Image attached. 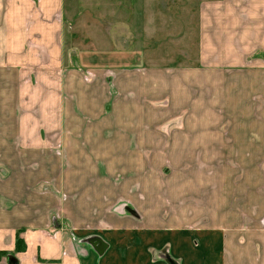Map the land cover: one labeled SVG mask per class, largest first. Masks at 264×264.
Instances as JSON below:
<instances>
[{"label": "crops", "instance_id": "obj_1", "mask_svg": "<svg viewBox=\"0 0 264 264\" xmlns=\"http://www.w3.org/2000/svg\"><path fill=\"white\" fill-rule=\"evenodd\" d=\"M67 2L0 0V264H264V0H196V62L181 69L116 61L141 36L122 20L101 55V14L66 17ZM147 2L118 5L132 15ZM188 76L204 77L209 110L228 125L209 114L161 124L177 119L162 109L182 106L168 87ZM110 116L118 125H104ZM154 150L171 151L166 164L221 167L208 207L202 178L182 175L161 196L174 216L159 215ZM83 197L97 214L75 224L60 200ZM123 198L139 218L112 212Z\"/></svg>", "mask_w": 264, "mask_h": 264}, {"label": "rangeland", "instance_id": "obj_2", "mask_svg": "<svg viewBox=\"0 0 264 264\" xmlns=\"http://www.w3.org/2000/svg\"><path fill=\"white\" fill-rule=\"evenodd\" d=\"M67 1L68 2L65 6L66 17H70L72 16V14L74 15V13L78 12V10L84 12L85 8L90 9L91 11H93V13L96 12L101 14V20L106 22L107 26L102 30L101 33V55L103 53L105 54L106 52V54L114 53L112 45L107 42L105 36L103 38V34L105 32L107 33L110 28L109 24L111 22L122 20L128 27H130V25L135 26L141 32V36L138 38V42H135L133 44V47L127 50V52L123 54L122 58L116 59V61L119 60L123 63L137 62L139 66L142 64L145 66L155 64V66L158 67H172L174 69H181L195 65L196 23L193 16L195 15L194 2L196 0H173L174 5L167 6L162 5V1L164 0H149L146 5H143V10L142 7L139 6L137 9L138 12H134L132 13V15H130L131 7L126 5L125 3H122L125 5L121 6V4L119 6L118 0H94L93 2H90L89 6H85L83 4L85 2L84 0H79V2L81 3H79L78 5L72 4L69 0ZM179 17L183 18L179 19ZM104 22L101 21V25H103ZM133 31H135V29ZM126 33L127 35H130L129 32ZM178 33L182 34L178 35ZM189 77L190 76L186 78L181 77L184 80V83H175L174 85L168 87L172 90H182V106H176V104L172 106L171 103V106L168 105L166 109H162L164 112H167V114L172 113V116H176L177 113V119H173V121L171 122H168L167 120L162 121L161 124H163V126H169V128L171 126H175L178 121H182V119L188 118L189 115H191L192 120L196 119L197 116L199 117L201 114H209L210 116H213V113H211V111L209 110L210 86L204 84V77L198 76L196 81H188ZM161 88L162 87L158 88L157 90L159 91ZM148 89L150 90V84L148 85ZM148 98H151L150 93ZM162 102L163 105L166 103L168 104V98H166ZM147 105H149V103H147ZM163 105L161 103V107L164 108L165 106ZM159 108L160 107H158V109ZM213 118L214 121H216L217 118H215L214 116ZM200 119L202 118L200 117ZM105 120V126L113 127L114 125H118V119L116 118V120H114V116L106 117ZM217 120L218 122L222 120L221 126L228 125L227 119L221 118ZM247 121L248 120H246V123L249 124ZM146 125H148V127L150 126V119H148L147 124L146 118L144 119L137 117V126H142L145 128ZM199 126L201 127L205 125ZM168 151L171 152L170 150H167L166 153ZM187 151L195 153V151H191V149H188ZM208 151L209 150L203 151V158H205L204 154L208 155L210 153V151ZM166 153H163V151L154 150L156 159L153 166V175L155 180L153 192L156 196H158L155 201H165V203L163 201L162 205L159 202L155 203V205H159L158 207H156V210L161 209L162 211H158L159 215L163 216L164 218L166 216H174L167 214L169 211L171 212V209L166 204V199L161 196L168 194L169 189L172 187L171 182H168V180L170 178L182 175L191 177L189 178L191 179L189 181H192L191 184H193L194 180L198 182V180L202 178L201 204L203 209L204 207H208L210 184L212 180L215 179V177L219 179L220 173H222L221 167L217 166L213 162L209 165V163H206L205 160L204 162H202L201 166H176L172 165L171 163L166 164L170 161L167 160V157H163L167 156ZM156 155L158 156L156 157ZM151 168L152 167H150V169ZM236 168L239 167H233L231 168V171ZM122 170L124 169L122 168ZM109 174L111 175V173ZM120 175L122 174L120 173ZM103 200L104 199H101V203H103ZM60 201L63 205V208L66 207L67 212H69L68 214L72 217L71 221L75 224L77 222H89L91 217L97 214V212L95 211L97 210L99 203L97 199H93L92 197L61 199ZM120 202L121 204L116 206L112 212L129 214L137 218L141 216L135 209V206L130 203L129 199L123 198L120 200ZM187 202L189 204L186 205H192L195 201L193 198H188ZM100 207H102V205H100ZM101 213L99 214L100 216ZM68 214H66L65 217H68ZM189 216L194 215H186V217ZM205 217H208V215H201V219L204 220L206 219ZM13 260L15 261L16 259L13 258Z\"/></svg>", "mask_w": 264, "mask_h": 264}, {"label": "trees", "instance_id": "obj_3", "mask_svg": "<svg viewBox=\"0 0 264 264\" xmlns=\"http://www.w3.org/2000/svg\"><path fill=\"white\" fill-rule=\"evenodd\" d=\"M19 234H20V231H17L16 235H15V252H20V251H23L25 249V245H24L22 239L20 238Z\"/></svg>", "mask_w": 264, "mask_h": 264}, {"label": "water", "instance_id": "obj_4", "mask_svg": "<svg viewBox=\"0 0 264 264\" xmlns=\"http://www.w3.org/2000/svg\"><path fill=\"white\" fill-rule=\"evenodd\" d=\"M8 264H16V262H14L13 258H8Z\"/></svg>", "mask_w": 264, "mask_h": 264}]
</instances>
